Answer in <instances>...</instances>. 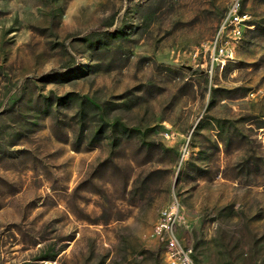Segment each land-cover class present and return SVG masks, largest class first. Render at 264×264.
<instances>
[{
	"label": "rangeland",
	"instance_id": "rangeland-1",
	"mask_svg": "<svg viewBox=\"0 0 264 264\" xmlns=\"http://www.w3.org/2000/svg\"><path fill=\"white\" fill-rule=\"evenodd\" d=\"M226 5L0 0V264H167L150 232L172 200L195 264H264V0L210 66Z\"/></svg>",
	"mask_w": 264,
	"mask_h": 264
},
{
	"label": "built area",
	"instance_id": "built-area-1",
	"mask_svg": "<svg viewBox=\"0 0 264 264\" xmlns=\"http://www.w3.org/2000/svg\"><path fill=\"white\" fill-rule=\"evenodd\" d=\"M247 14L241 9V0H227L226 9L219 19L210 40L202 45L210 66L233 57V49L248 28ZM167 135V133H165ZM182 220L178 212V203L172 200L161 207L150 235L163 237L164 254L167 264H195L189 248L181 243L176 234L177 223Z\"/></svg>",
	"mask_w": 264,
	"mask_h": 264
},
{
	"label": "trees",
	"instance_id": "trees-1",
	"mask_svg": "<svg viewBox=\"0 0 264 264\" xmlns=\"http://www.w3.org/2000/svg\"><path fill=\"white\" fill-rule=\"evenodd\" d=\"M96 40L100 41L102 40L100 37H97ZM39 78H41L44 81H55L58 80L59 77H57L56 75H54V73L52 72H48L45 73L43 75H41ZM62 98L56 96L51 98L48 97H44L42 98V102L40 103L38 110L40 111L41 115H47L49 117L54 118L55 114H54V106L56 104H60ZM68 99L70 100V98L68 97ZM72 99V97H71ZM94 103L91 102L88 98H82L79 101V105L78 108L76 110V114L78 115L79 121L81 123V125H84L85 122V117L87 115V110L90 109V106H94ZM109 130V134L112 138V144L116 145L119 143L120 141V137L122 135H126L128 129L123 126L121 123L119 122H112L111 124H107L106 122H104L103 120H101L98 124L96 129L92 132V135H96L102 131H104L105 129ZM5 147L4 146H0V151L4 150ZM47 258L52 259L53 255H49L47 256Z\"/></svg>",
	"mask_w": 264,
	"mask_h": 264
}]
</instances>
